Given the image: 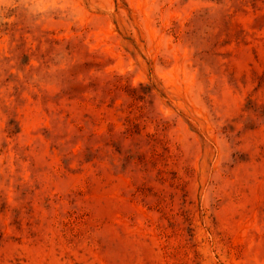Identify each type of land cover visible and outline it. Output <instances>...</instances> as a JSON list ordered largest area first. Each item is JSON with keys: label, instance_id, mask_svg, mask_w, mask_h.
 Listing matches in <instances>:
<instances>
[{"label": "rangeland", "instance_id": "1", "mask_svg": "<svg viewBox=\"0 0 264 264\" xmlns=\"http://www.w3.org/2000/svg\"><path fill=\"white\" fill-rule=\"evenodd\" d=\"M0 264H264V0H0Z\"/></svg>", "mask_w": 264, "mask_h": 264}]
</instances>
